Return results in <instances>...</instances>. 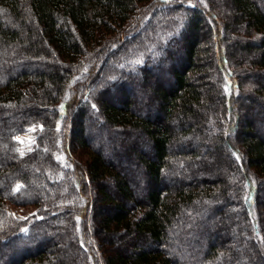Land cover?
<instances>
[{
	"label": "trees",
	"instance_id": "1",
	"mask_svg": "<svg viewBox=\"0 0 264 264\" xmlns=\"http://www.w3.org/2000/svg\"><path fill=\"white\" fill-rule=\"evenodd\" d=\"M259 107L264 0H0V264H264Z\"/></svg>",
	"mask_w": 264,
	"mask_h": 264
},
{
	"label": "rangeland",
	"instance_id": "2",
	"mask_svg": "<svg viewBox=\"0 0 264 264\" xmlns=\"http://www.w3.org/2000/svg\"><path fill=\"white\" fill-rule=\"evenodd\" d=\"M177 1H183V0H177ZM190 2L191 3H196V0H190ZM156 4H157V2H156ZM151 7H152V5H151ZM153 8V7H152ZM150 9V7H147V9L143 12V10H144V8H142L141 10H140V14H142V13H146V11L147 10H149ZM152 9H150V11H151ZM143 15V14H142ZM228 78H230L229 77V75H228ZM257 107L259 106L258 104L256 105ZM262 113H264V110H263V108H258V112L257 113H255L254 111L251 113V115H253V117H252V120L256 123V125H257V127L258 128H260L259 130H261L262 132H264V115L262 116ZM255 115V116H254ZM258 115V116H257ZM127 166H130V167H132V165L131 164H128ZM139 172L137 171V173H134L135 175H136V177H137V179L138 180H140V176H139V174H138ZM0 185H2V183H0ZM263 203H264V199H263ZM8 204V207H9V210L11 211L10 212V214L11 215H15V216H24V215H27L28 213H29V211L30 212H32V210H33V208L32 207H21V206H19V205H16V204H12V203H7ZM238 210H237V207L236 206H230V212H231V214H233V217L232 218H230V217H228L227 219H225V228H227L226 230H228V231H231L230 233H231V237H232V241H234L235 242V245H234V247L236 248V250H237V256H236V259L235 260H233V262L232 263H230V264H243V260H244V256H243V254H245V246H247V244L246 245H244V242H242V243H238L237 241H238V233H246V231H244L243 229V227H245V225L243 226V222L244 221H242V217H241V215H240V213L239 212H237ZM29 215V214H28ZM232 220V221H231ZM237 221V223H238V225L237 226H235V224H233V222L234 221ZM243 226V227H242ZM226 230H225V232H226ZM229 233V234H230ZM243 234V235H244ZM248 237H246V239H247ZM63 244L65 245L66 244V242L64 241L63 242ZM227 257H231V255H228L226 252L225 253H223V255H222V257L219 259V261L220 262H222L223 261V259H224V261H226V259H227Z\"/></svg>",
	"mask_w": 264,
	"mask_h": 264
}]
</instances>
